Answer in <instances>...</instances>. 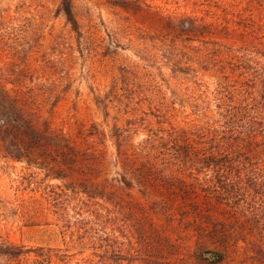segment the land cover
I'll return each instance as SVG.
<instances>
[{
	"label": "rangeland",
	"instance_id": "obj_1",
	"mask_svg": "<svg viewBox=\"0 0 264 264\" xmlns=\"http://www.w3.org/2000/svg\"><path fill=\"white\" fill-rule=\"evenodd\" d=\"M69 1L77 32L62 0H0V87L77 154L0 150V245L73 253L79 230L85 254L264 264V0ZM216 141L238 151L231 200L181 193Z\"/></svg>",
	"mask_w": 264,
	"mask_h": 264
},
{
	"label": "trees",
	"instance_id": "obj_2",
	"mask_svg": "<svg viewBox=\"0 0 264 264\" xmlns=\"http://www.w3.org/2000/svg\"><path fill=\"white\" fill-rule=\"evenodd\" d=\"M61 11L63 12L66 22L71 26L72 30L77 32L78 24L73 15L70 1L62 0ZM203 24L201 26H208ZM192 28L197 27L195 24ZM38 113L29 109L24 99L14 91H9L5 87H0V150L4 157H8L13 161H24L26 164H37L35 158H45L52 156L55 158L61 156L64 159H72L77 154L74 152L70 144L58 134L50 124L37 115ZM225 143L216 141L208 151L197 148V154L194 155L197 172L199 175L192 176L190 182L183 183L178 187L181 193L190 192L196 195H202L206 199L214 197L216 199L223 198L226 201L231 200L225 193L224 170L226 167H241L235 153L234 148H227ZM263 150V149H262ZM260 149V151H262ZM256 154L260 151L255 150ZM234 155V157H233ZM74 162L75 161H70ZM182 163V162H181ZM67 167H73L67 165ZM243 167H262L254 160L247 161V165ZM207 168V170H206ZM74 171L75 168H69ZM206 170L203 172V170ZM196 171V169H194ZM149 169L143 168V172ZM211 172V176L209 174ZM202 174V178L200 177ZM151 177V175H150ZM148 177V179H150ZM122 180H125L124 178ZM123 183L125 181H122ZM125 184V183H124ZM128 184V183H127ZM263 190V189H262ZM258 198H264V191H255ZM86 193V191H84ZM202 193V194H200ZM103 196V195H101ZM119 205L125 208L139 209L138 205H129L128 203L118 199ZM77 230L78 246L76 251L70 253L66 249L52 247H23L20 245H0V257H5L11 264H20L22 258L31 254L33 256L30 264H158L161 263L156 256L149 254H141L137 251H127L122 253V247H113L108 249L104 247L102 252L93 251L85 254L87 243ZM95 249V246H91ZM101 248V247H98ZM216 256L213 262L222 260L221 253H212Z\"/></svg>",
	"mask_w": 264,
	"mask_h": 264
}]
</instances>
